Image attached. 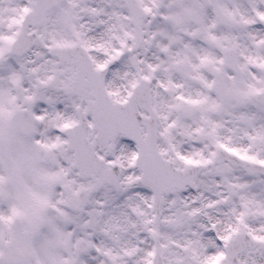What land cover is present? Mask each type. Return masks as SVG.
I'll list each match as a JSON object with an SVG mask.
<instances>
[{"label": "snow or ice", "instance_id": "snow-or-ice-1", "mask_svg": "<svg viewBox=\"0 0 264 264\" xmlns=\"http://www.w3.org/2000/svg\"><path fill=\"white\" fill-rule=\"evenodd\" d=\"M0 264H264V0H0Z\"/></svg>", "mask_w": 264, "mask_h": 264}]
</instances>
